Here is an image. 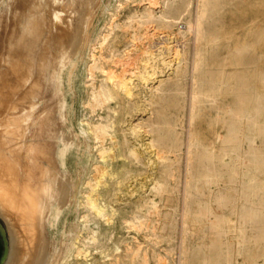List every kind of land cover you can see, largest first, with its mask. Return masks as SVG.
Here are the masks:
<instances>
[{
	"label": "bare ground",
	"instance_id": "1",
	"mask_svg": "<svg viewBox=\"0 0 264 264\" xmlns=\"http://www.w3.org/2000/svg\"><path fill=\"white\" fill-rule=\"evenodd\" d=\"M139 1L0 0V24L4 18L7 28L13 22L7 41L0 42V218L9 239L3 264H105L95 261L92 251L101 249L109 257L102 242L116 210L105 192L110 195L117 176L112 165L120 158L118 114L129 98V82L138 88L143 111L157 95L170 98L161 121L151 113L138 118L137 127L161 130L164 116L178 111L191 128L187 140L179 135L170 143L152 142L161 148L158 158L170 153L177 162L170 174L176 191L172 211L165 213L152 202L154 218L133 213L123 217V226L158 243L165 235L177 236L178 217H183L177 262L195 264L187 222L203 153L194 125L212 89L203 60L213 37L215 0H196L194 10L193 0H164V9L152 1L139 8ZM128 28L132 38L122 44ZM131 47H136L133 54L126 51ZM158 62L174 70L172 85ZM247 86L242 84L237 94L242 96ZM238 134L240 142L231 139L226 146L239 147L248 161L244 132ZM211 220L219 238H227L221 218L212 215ZM241 227L262 237L249 210ZM134 238L126 247V264H150V249ZM228 249L238 247L232 242ZM158 262L168 264L163 257Z\"/></svg>",
	"mask_w": 264,
	"mask_h": 264
},
{
	"label": "rangeland",
	"instance_id": "2",
	"mask_svg": "<svg viewBox=\"0 0 264 264\" xmlns=\"http://www.w3.org/2000/svg\"><path fill=\"white\" fill-rule=\"evenodd\" d=\"M149 1L160 9L165 7L164 0H140L137 4L141 8ZM214 5L213 37L205 48L203 60L204 70L208 72L207 84L212 89L201 104L194 125L200 138L203 163L196 178V202L187 222L189 246L195 251L191 260L195 264H264V0H215ZM166 11L169 16L170 11ZM5 22L4 18L3 24H0L3 27H0L3 34H0V42L3 45L13 27L12 21H9L8 28ZM132 35L133 29L128 28L126 38L121 39L122 44ZM135 41L140 43L139 39ZM2 44L0 46L3 47ZM134 49L136 47L126 51L133 54L130 50ZM239 54H242L240 58ZM157 65L172 85L173 79L170 78L174 70L165 68L161 62ZM242 84L248 86L241 90L243 95L240 96L237 92ZM127 91L129 98L123 99L118 114L120 158L112 165L117 176L112 177L110 195L105 192L106 200L116 210L115 222L104 229L102 242L109 257H103L101 249L93 248L94 260L105 264L115 261L126 264V247L137 236L150 249V264H159L160 257L168 264H179L182 252L178 249L181 247L178 241H182L183 217H178L181 232L173 240L165 235L158 243L149 241L143 234L134 235L133 231L124 228L122 219L133 213L151 214L154 218L155 213L150 212L152 202L165 213L172 211L176 191L172 187L174 182L170 174L177 162L170 158V153L165 155V159L158 158L161 148L153 147L152 142L158 144L162 138L161 141L170 143L179 135L187 140L191 127L178 111H169L164 116L165 123L161 130L137 127L138 118H146L151 113L157 117V121L160 120L170 98L167 93L157 95L152 98L148 109L143 111L138 108L142 101L137 94L136 84L129 82ZM50 102L53 106L52 100ZM43 113L45 115L47 111ZM240 131L244 132L249 148L248 161L241 155L239 147L226 146L231 139L235 143L240 142ZM186 157L183 169L186 167ZM228 166L235 168L232 172L224 171ZM183 171V175H186V169ZM233 184L237 185L232 191L228 190ZM246 210H249L254 221H259L261 238L257 239L253 230L241 227V217ZM212 215L221 218V229L225 230L227 238L221 239L214 232ZM0 225L6 229L1 218ZM5 237L7 255L8 234L5 233ZM232 242L238 247L234 252L228 249Z\"/></svg>",
	"mask_w": 264,
	"mask_h": 264
},
{
	"label": "water",
	"instance_id": "3",
	"mask_svg": "<svg viewBox=\"0 0 264 264\" xmlns=\"http://www.w3.org/2000/svg\"><path fill=\"white\" fill-rule=\"evenodd\" d=\"M5 227H6V229L0 225V264H3V262L5 260V257H6V253H5V246H6L5 233L8 234V228H7L6 223H5Z\"/></svg>",
	"mask_w": 264,
	"mask_h": 264
}]
</instances>
